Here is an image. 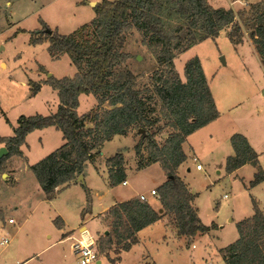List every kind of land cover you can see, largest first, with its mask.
<instances>
[{"label": "trees", "instance_id": "trees-1", "mask_svg": "<svg viewBox=\"0 0 264 264\" xmlns=\"http://www.w3.org/2000/svg\"><path fill=\"white\" fill-rule=\"evenodd\" d=\"M93 9L96 16L73 33L62 34L53 30L51 34H45L49 36L50 55L58 59L67 54L79 71L72 77L51 75L39 82L30 81L31 96L37 95L43 84L57 90L58 108L49 115L22 114L13 135H0V142L8 149V154L0 159V171L5 170L8 158L23 154L21 146L28 134L55 126L62 131L65 143L30 165L46 198L53 199L58 187L69 186L81 174H85L87 163L96 159L106 142L116 135L127 136L134 129H144L146 135L142 139L148 142L149 158L147 164L140 163L139 167L159 163L167 175V179L157 187L158 200L164 213H159L149 201L140 197L110 207L105 213V223L110 229L100 237L98 246L101 253L108 254L113 250L117 257L111 258V262L115 263L124 251L130 250L138 242V232L165 214L172 218L178 236L185 237L188 243L196 235L207 233L216 226L202 223L194 206L197 194L181 178L178 168L188 159L183 147L187 137L217 119L220 111L200 58L195 56L185 63L186 79L183 80L176 69V52L183 53L208 38L215 40L226 28H230L228 38L231 43L237 46L244 42L249 29V36L264 63V2L254 6L249 15L243 11L236 13L232 8L214 7L208 0H101ZM175 19L182 24L173 31L171 22ZM184 26L187 28L186 39L175 33ZM133 29L159 47L157 60L160 67L151 75V83L161 104V116L173 128L163 143L157 141L163 127L158 126L152 132L147 129L158 122L147 112V100L151 97L146 98L144 93L150 88H136L135 75L130 71L124 80L109 79L114 68L131 57L120 50V46L123 35ZM34 33H38V36H32L31 43H42L44 34ZM40 68L46 72L44 66ZM81 94H100L97 109L80 115ZM105 103L109 107H105ZM86 121L93 122L94 126L86 127ZM231 144L234 154L226 159V171L231 173L250 163L257 169L250 182L251 187L263 182L264 169L260 164V155L248 138L242 133H235L231 136ZM136 150L138 153L141 151V143L137 144ZM106 163L111 187L126 180L122 153L109 157ZM81 184L90 205L89 209L82 210V215H85L91 210L92 195L85 181ZM252 202L254 215L237 223L239 238L220 249L226 264H264V212L255 198H252ZM2 213L0 209V215ZM59 219L61 222L57 221ZM54 223L58 228H63L61 217H57Z\"/></svg>", "mask_w": 264, "mask_h": 264}, {"label": "rangeland", "instance_id": "rangeland-1", "mask_svg": "<svg viewBox=\"0 0 264 264\" xmlns=\"http://www.w3.org/2000/svg\"><path fill=\"white\" fill-rule=\"evenodd\" d=\"M100 1L0 0V134L4 136L13 135V127L17 125L18 118L22 114L34 115L39 113L49 115L56 112L54 108H58V106L56 104L53 107L54 96L50 94L49 86L34 98L31 97L30 81L39 82L45 80L49 77L48 74L58 78L66 77L69 76L68 74L72 72L73 68L77 67L72 64L68 55H65V57L60 56L62 58L58 60L50 55L48 51L50 41L49 36L45 35L46 29L57 30L62 34L73 33L79 26L90 22L96 16L93 9L94 5H91V7L90 4L91 2H96L97 4ZM208 2L214 7L232 8L236 13L243 11L246 15H249L252 8L263 3L264 0H208ZM180 24H182L181 21L173 20L171 29L174 31L175 27ZM45 26L48 28H45ZM20 30H24V32H19ZM249 31L247 29L243 42L245 47L240 53L228 38L230 28L222 30L219 37L215 40L208 38L203 42L194 44L183 53L176 52V69L183 80L186 79L184 76L185 63L195 56L200 58L215 101L222 110L231 97L239 101L251 98L254 105L259 104L260 98H262L253 81H257L256 79L264 80V63L261 58L255 55L251 48H248L253 43L252 38L249 36ZM34 32L44 34L43 44L37 47L30 41L32 36H38V33ZM175 33L181 38H187V28L185 26L183 29L175 31ZM120 50L129 53L131 57L125 63L116 66L113 70V75L109 79L114 81L124 80L130 71L135 75L136 88H150L151 91L145 90L144 93L146 98L151 97L147 100V112L152 119H157L158 122L147 129L152 132L158 126L163 127V130L157 136V141L163 143L173 131V128L167 125V120L161 116V104L153 92L151 83V75L160 67L157 60L159 47L153 44L148 37L142 36L137 29H133L121 38ZM222 57L225 58L226 64L223 63ZM41 65L45 67L46 72L41 70ZM83 68L84 66L81 67V69ZM77 71H79L78 68ZM56 95L58 96V94ZM98 95L91 94L83 100L80 115L97 109L99 104ZM252 104L241 105L236 113L245 114L242 110L247 109ZM104 106L109 107L108 103H105ZM222 120H224V123L221 122L219 126V129H222V133L226 130L244 129L250 124L246 121L247 119H233L232 122H227L228 119L224 116ZM251 120L254 121L253 119ZM92 126H94L93 122L86 121V127ZM41 130L43 129H38V131ZM202 131L197 132L195 136L190 138V141L195 147L197 139L200 136L202 137L197 142L198 144L203 141L201 147H199L200 152L197 148L195 150L201 158L200 162L204 165V169L197 170L194 167L191 172H185L182 176L192 191L198 193L197 205L201 210L204 223L211 224L214 221L217 223L221 222L223 225L226 224L225 228L216 232L218 239L216 244L223 246L233 240L231 239L233 235L231 233L237 230L235 229L237 226L234 224V220L237 219V215L233 212L234 204L237 201L247 204L255 195L254 192L247 189L251 185L245 184L246 179H242V175L228 173L224 165L214 163L215 159L208 155L210 151L206 152L212 148L217 140L215 138L210 139L209 135ZM237 133L241 132L238 131ZM128 135V138L120 137L106 146L104 144L96 159L86 167V180L85 178L84 180L90 188L92 195L91 205L93 207L99 198H104L102 195L108 188L107 171L98 173L101 169L104 170L106 167L108 169L106 157L122 153L125 162L134 164L139 169L140 163L147 164L148 162V142L142 139L143 135L140 130L134 129ZM222 138L216 136V139L223 140ZM60 141L63 144L62 132L57 128L50 132L46 139L44 137L42 141H39L37 136L30 138V164L32 165L46 156L37 159L40 154L52 149L54 146L59 147ZM139 143H141V151L138 153L136 146ZM57 147H54L52 151ZM206 154L207 157L204 158ZM17 156H21L26 161L23 154ZM8 161L9 158L7 159L5 170L3 172L0 171V174L6 172L4 176L6 180L10 179V175L13 172L12 165L8 167ZM158 167L153 166L138 175L137 186L140 190L150 191L151 187L159 183L162 174ZM21 170H24V168ZM218 171L221 172L219 173ZM23 175L24 177L19 184H8L5 181L4 184H0V203L8 204L9 206L6 208V232L0 233V239L3 236H7L10 239L8 245H0V255L11 254L13 257L12 262L14 263L18 258L25 256V254L37 252L48 244L53 243V245L48 246L39 253V260H34L32 263L28 261L23 264H79V257L72 250L71 241H57L56 226L53 223V218L63 215L67 223L72 228H76V231L82 237L88 232L87 225H89L90 234L95 236L93 240L102 264L138 263L141 258L139 248L126 253L122 261L115 263L111 262V258L117 257L113 250L109 251L108 254L100 252L98 241L101 236L105 235V230L109 231L110 227L105 223V214L98 216L103 225L101 227H99L100 223L96 220L89 223L85 220V215H82L81 211L83 207V209H89L90 205L87 204V193L78 178L71 182V184L75 183L77 186L67 188L58 194L56 193L57 195L53 199H47L44 194L41 195L35 190L34 183L36 182L39 185V182L34 173L30 170L23 173ZM3 180L5 179L0 178V181ZM226 194L227 197H225ZM155 198L156 200L153 204L155 206L161 205L158 200V194L155 195ZM9 216L15 220V223L10 224L8 222ZM230 219L232 221H229ZM57 221L61 222L60 219ZM95 227L99 230H95ZM186 244L184 240L180 242L171 241L166 244L158 236L153 242L146 244L147 249L145 252L157 264H222L221 261L217 260L215 254L209 253L206 255L208 251L205 237L198 240L195 248L192 247V244L189 246ZM148 263L151 264V262Z\"/></svg>", "mask_w": 264, "mask_h": 264}, {"label": "crops", "instance_id": "crops-1", "mask_svg": "<svg viewBox=\"0 0 264 264\" xmlns=\"http://www.w3.org/2000/svg\"><path fill=\"white\" fill-rule=\"evenodd\" d=\"M93 1L97 2V1H100V0H93ZM90 6H91V4H90ZM42 44L43 43H39V44H36L35 46L37 47V46H40ZM236 47L238 49V52L240 53L242 51V49L245 47V44L243 45V43H242V44H240V45H238ZM248 48H251V50L255 53V55L258 58H260L253 43ZM65 55H67V54L62 55V57H65ZM224 64H226V62ZM71 71L72 72H69V74H68L69 76L68 77L74 76L76 74V72H77V68H73ZM256 80L257 81H253V82L256 85V88L259 90L260 95L262 97V98H260L259 104H257V105L252 104L251 98H246L244 101H239L238 99H232V97H231L230 101L226 102L227 104H226L225 108L222 110L219 107V105L217 104V102H216L217 107H218V109L220 111V116L217 119L213 120L212 122L208 123L207 125H205V126L201 127L200 129L196 130L194 133L190 134L187 137L186 141L183 144V147H184V150H185V152H186V154L188 156V159L184 163H182L180 165V167L178 168V173H179V175L181 176L182 179H183L182 175H184L185 172H191L194 167L197 169V167H196L197 164L201 163L200 162L201 158L198 155V153L196 152L195 148H197L198 151H199V149H200L199 147H201L203 141H200L198 144H197V142L200 139H202V137L200 136L197 139V141L195 142V144H196L195 147L192 144V142L190 141V138L195 136L197 134V132H200L201 130H203L202 132L206 133V135H209L210 139L215 138V140H217V141L214 142V145L212 146V148L209 149L206 152V153H208L210 151L208 153V155H210L211 158L215 159L214 163H217V165L220 164V165H224V167H225V163H226L227 157L234 154V149H233L232 144H231V136L233 134L237 133L238 131H240L242 134H244L248 138V140H249L250 144L252 145V147L259 153V155H260L259 156L260 164L262 165V167L264 169V80H261V79L260 80L256 79ZM48 86H49V88H48ZM45 88H48V90H50V94L52 96H54V99H53V102H52L53 103V107H55L56 104L58 106V104H59V96L56 95V94H58V92H57V90H54L48 84H43L42 87H41V90L37 93V95L31 96V97H34V98L37 97L38 95H40L45 90ZM85 95L81 94L80 97H79V100H80V106L78 108L79 114H81V112H82L81 105L83 103V100L88 96L87 94H85ZM89 95H91V94H89ZM247 104H252V105L247 107V109H243L242 110V111L245 112V114H240L239 112L236 113L238 108L241 105L244 106V105H247ZM54 109H55V111L57 110L56 107ZM224 116H226V118L228 119L227 122H232L233 119H237V120H245V119H247L246 121H248L250 124H249L248 127H245L244 129L240 128V130H237V129L226 130L224 133H222V129H219V126H220L221 122L224 123V120H222V118ZM251 119H253L254 121H252ZM54 127L55 126H49V127L43 128V130H41V131H38V129H37V130H34L33 132H31L30 134H28V136L26 138V142L21 146V149H22L24 157L26 158V161L21 156L14 155V156L10 157L9 161H11V162L8 161L7 164L9 165L8 167H10V165H12L13 172L11 173V175L9 174L10 175V179L9 180H6V178L4 177L6 172L5 173H1L0 174V178L1 179H5V180L0 181V184H4V181L6 183H8V184L9 183H15V184L18 183L19 184L21 179L24 177L23 173H26V171L29 172L31 170L30 169V165L31 164L29 162V156H30V153H31V144H29L30 138H32L34 136L35 137L37 136V139H39V141H42L44 139V137L46 139L48 137V135L50 134V132H52V131H54L56 129V128L53 129ZM13 129H14V127H13ZM262 132H263V135H262ZM0 135L4 136L2 134H0ZM216 136L223 137L222 138L223 140L216 139ZM120 137L128 138L129 135H127V136L116 135L112 140L106 142L105 146L108 143L113 142L114 140H116L117 138H120ZM62 138H63V133H62ZM61 141H60V143H61ZM64 143H65V140L63 138V144ZM63 144L61 143L60 146L63 145ZM2 146H5V145H4V143L0 142V147H2ZM54 147H57V146H54ZM52 149H49L48 151L40 154V156H38L37 159H41L42 157L47 155L50 151H52ZM102 153H104V152L102 151ZM206 157H207V154L204 156V158H206ZM108 158L109 157H106V160ZM194 158H197V161H195ZM89 164H92V163L88 162L86 167ZM153 166H159L158 168H160L162 177H161V180L159 181V183L156 184L154 187H151V189L152 188H157L159 185H161L167 179V175L165 174V172L161 168L160 164L159 163H153V164H151L149 166H146L144 168H140L139 169L136 165L131 164V163L128 164L127 161H126L125 162L126 173H127L126 180L123 181L122 183L118 184L117 186H114V187H111L109 185V180H108V188L104 191V195H102V196H104V198H102V199L99 198L97 200L96 205L94 207L91 205L90 212L85 214V220L88 221V223L96 220V221H98L100 223L99 227H101L103 225H102V222L100 221V218L98 216H101V215L107 213L108 210L110 209V207L113 206L114 204H116L118 202H122V201L128 200V199H131V198H134V197H139L140 194H145L147 196V199H148L147 201H149L159 211V213L163 214L164 213V208L162 207V205L155 206L153 204L154 201L156 200V198H155V196L150 195V191L151 190L150 191L149 190L143 191V190H140L138 188V186H137V184H138V180H137L138 175L143 173V172H145L146 170L150 169ZM22 168H24V170H21ZM203 169H204V165L202 164V168L201 169H197V170H203ZM85 170H86V168H85ZM102 171L103 172L107 171V173H108L107 167L104 170L101 169V171H98V173H101ZM256 171H257V169H256L255 166H253L250 163H247V164L241 166L240 168H238L237 170H235V171H233L231 173L232 174H237V175H242L241 176L242 179H246V183L245 184L248 185L254 179ZM218 172L220 173L221 171H218ZM245 175H246V177H245ZM84 178L86 180V174H84ZM7 181H9V182H7ZM73 186H77V184L72 183L70 186H67V187H58L57 194L62 192L65 189L71 188ZM34 188H35V190L38 191L39 194H41V195L44 194L45 195V193L42 190L40 184L38 185L35 182L34 183ZM189 188L192 191L191 187H189ZM247 189H249L252 192H254V195H255L254 198L256 200H259L258 201L259 202V206L262 209V211L264 212V181L261 182L260 184L256 185V186H253V187L249 186V187H247ZM192 192H194V191H192ZM194 193H196V192H194ZM196 194H197V196H196V198L194 200V206L198 210V215H199L202 223H204V221L202 219V216H201V210H200L199 206L197 205L198 193H196ZM45 198H46V195H45ZM8 207H9L8 204L0 203V209L3 212L0 215V233L1 234L6 232V208H8ZM96 207H98V209H96ZM233 207H234L233 212L235 213V215H237V219L234 220L235 226H237V223L239 221H241L243 219H246V218H249V217L254 215V207H253L252 199H251V201H248L247 204L239 203L237 201V203L234 204ZM83 208H82V210H83ZM56 214H58V212H56ZM57 217H61L62 218L63 223H64L63 228H58L55 225L54 220ZM10 218H12V217L9 216L8 222H9ZM53 219H54L53 223L56 226L57 241L58 242H64V241L70 240L73 251H74L73 245L78 240L82 239L83 237H85L86 239H90V238L94 239V237H95L93 234H90L91 230L89 229V225H87L88 232L86 233L85 236L82 237L80 234H78V232L76 231V228H72L67 223V221L63 217V215L55 216ZM229 221H232V219H230ZM13 223H15V220H14V222H12L10 224H13ZM204 224L208 225V226H211L212 224H216V226L214 228H212L207 233H203V234L200 233V234H198V237L196 235L195 236V237H197L196 240H194V238H195L194 237L193 240L190 243H187V239L185 237L178 236L177 228H176L175 224L173 223L172 218L169 215L165 214L164 216H162V218L160 220H158L157 222L145 227L140 232H138V242L136 244H134L130 250L124 251L121 254L120 260H117L116 262L122 261L123 260V256L126 253H130V252L136 250L137 248H139L140 253H141V256H140L141 258L139 259L137 264H149L148 262H151V264H157L156 261H153L150 258V255H148L147 252H145V250L147 249V245L146 244H148L150 242H153L154 239H156L158 236H160L163 243L168 244L171 241L172 242L173 241L180 242L181 240H184L185 244L187 243L186 244L187 246L192 244L193 248L196 247V243L198 242V240H200L201 238L205 237L206 238V248H207V251H208V253H206V255H208L209 253L215 254L218 261H221L222 264H226L225 260L223 259L222 254L220 252V249L227 247L228 245H230L231 243L235 242L239 238V232H238L237 227H235V229H237V230H234L231 233V234H233L232 238H231L233 240L228 242L226 245H223V246L219 245L218 246L216 244V242L218 240L216 232H218L219 229L225 228L226 224L223 225L221 222L217 223V222H214V221L211 224H206V223H204ZM94 229L97 230V231L99 230L96 227ZM107 233H108V230H105V234H107ZM6 237L7 236H3V237H1V239L2 238H6ZM7 238H9V237H7ZM1 239H0V245H2V246H6V245H8L10 243V239H9V242L7 244H1ZM50 245H53V243L52 244H48L45 248H42V250H38L37 252L25 254V256H23L21 258H18L15 261L16 263L12 262L13 257H12L11 254L0 255V264H6V261H8L7 264H17L19 261H22V260L23 261L20 264L27 263L28 261L30 263H32V262H34V260H39V258H40L39 253L44 251ZM98 264H102V260L99 259Z\"/></svg>", "mask_w": 264, "mask_h": 264}, {"label": "built area", "instance_id": "built-area-1", "mask_svg": "<svg viewBox=\"0 0 264 264\" xmlns=\"http://www.w3.org/2000/svg\"><path fill=\"white\" fill-rule=\"evenodd\" d=\"M195 161H197V158H194ZM197 169L202 168V164H197ZM150 194L155 196L158 194L157 188H152L150 191ZM139 197L142 200H148L147 196L145 194H140ZM227 197V194L225 195ZM9 222H14L13 218L9 219ZM9 242V238H2L1 244H7ZM74 252L79 257V264H98L99 262V252L97 247L95 246V241L93 239H86L83 237L82 239L78 240L73 245Z\"/></svg>", "mask_w": 264, "mask_h": 264}, {"label": "water", "instance_id": "water-1", "mask_svg": "<svg viewBox=\"0 0 264 264\" xmlns=\"http://www.w3.org/2000/svg\"><path fill=\"white\" fill-rule=\"evenodd\" d=\"M91 5H96V2H91ZM46 33H49V34H51L52 33V29H46ZM222 61H223V63H225L226 61H225V58L224 57H222ZM49 76L51 75V74H48ZM140 132L142 133V135H146V131L144 130V129H140ZM8 154V149H7V147L6 146H2V147H0V159L2 158V157H4L5 155H7ZM78 181H80V182H83V181H85L84 180V175L83 174H81L79 177H78ZM162 210V209H161Z\"/></svg>", "mask_w": 264, "mask_h": 264}]
</instances>
